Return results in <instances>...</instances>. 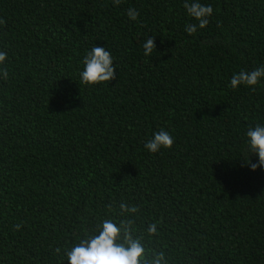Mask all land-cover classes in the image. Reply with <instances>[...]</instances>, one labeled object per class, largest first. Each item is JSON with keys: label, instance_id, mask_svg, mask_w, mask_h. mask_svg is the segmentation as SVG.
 Returning <instances> with one entry per match:
<instances>
[{"label": "trees", "instance_id": "obj_1", "mask_svg": "<svg viewBox=\"0 0 264 264\" xmlns=\"http://www.w3.org/2000/svg\"><path fill=\"white\" fill-rule=\"evenodd\" d=\"M201 3L213 15L187 35L183 0H0V264H67L56 249L121 204L138 211L117 223L160 221L142 243L171 264H264V170L237 155L264 121V80L229 87L264 65V0ZM93 46L117 71L88 87L78 71ZM161 128L174 144L150 154Z\"/></svg>", "mask_w": 264, "mask_h": 264}, {"label": "clouds", "instance_id": "obj_2", "mask_svg": "<svg viewBox=\"0 0 264 264\" xmlns=\"http://www.w3.org/2000/svg\"><path fill=\"white\" fill-rule=\"evenodd\" d=\"M119 5L121 0H113ZM185 14L195 23L185 24V33L194 35L198 30L204 29L209 18L212 17L214 9L210 4H203L201 0H183ZM127 16L130 20L136 21L139 13L135 8H128ZM0 24L3 21L0 20ZM143 55L151 57L155 51L153 37H148L142 44ZM8 53L0 50V80L9 79L10 70L8 67ZM117 68L114 64V57L106 47L93 46L86 51L80 60L78 77L81 84L92 87L103 83H110L116 79ZM264 80V65L248 71L240 69L234 72L230 78L229 87L238 90L246 87L255 91L260 82ZM175 137L171 131L161 128L153 132L150 139L143 145L150 154H156L162 150L171 149ZM238 159L242 166L255 172L258 168L264 170V121L257 122L248 127L244 133V141L237 152ZM256 157L253 163L252 157ZM136 206H125L121 204L118 212L105 215L108 218H101L93 229L78 239L70 248H57L56 252L62 255V262L67 264H171V258L162 250L146 248L142 240L150 242L159 235L158 226L160 221L147 223L139 230L132 221H121L117 223L112 216L126 212L137 213ZM18 227V226H17ZM143 233V236L140 233Z\"/></svg>", "mask_w": 264, "mask_h": 264}]
</instances>
